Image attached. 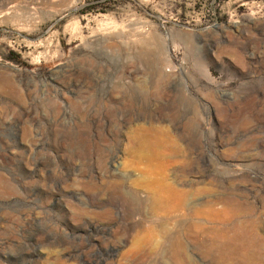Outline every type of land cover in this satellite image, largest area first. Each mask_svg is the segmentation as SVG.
Listing matches in <instances>:
<instances>
[{
    "label": "rangeland",
    "instance_id": "rangeland-1",
    "mask_svg": "<svg viewBox=\"0 0 264 264\" xmlns=\"http://www.w3.org/2000/svg\"><path fill=\"white\" fill-rule=\"evenodd\" d=\"M0 264H264V0H0Z\"/></svg>",
    "mask_w": 264,
    "mask_h": 264
},
{
    "label": "bare ground",
    "instance_id": "bare-ground-1",
    "mask_svg": "<svg viewBox=\"0 0 264 264\" xmlns=\"http://www.w3.org/2000/svg\"><path fill=\"white\" fill-rule=\"evenodd\" d=\"M138 143H139V147L141 148V151L142 150H149L150 152H148L147 154L144 153L143 154V157L145 159H152L154 158L156 155H159V152L157 151V147L159 146V143L155 142V141H151V139H140L138 140ZM146 152V151H145ZM173 195L176 194V191H173L172 192ZM159 194V193H158ZM128 196V195H127ZM153 196V195H152ZM183 198V197H182ZM154 201L156 203L157 206H162L163 204V199L158 196V195H154ZM166 202V201H165ZM168 202V201H167ZM155 206V205H154ZM165 206V204H164ZM163 207V206H162ZM136 220V219H135Z\"/></svg>",
    "mask_w": 264,
    "mask_h": 264
}]
</instances>
